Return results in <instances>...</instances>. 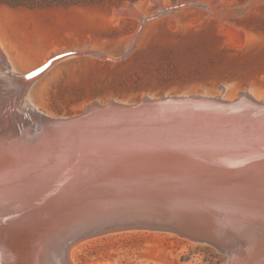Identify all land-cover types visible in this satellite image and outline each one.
<instances>
[{
	"label": "rangeland",
	"instance_id": "374dc122",
	"mask_svg": "<svg viewBox=\"0 0 264 264\" xmlns=\"http://www.w3.org/2000/svg\"><path fill=\"white\" fill-rule=\"evenodd\" d=\"M0 38L17 75L54 53L100 52L58 60L33 84V103L58 118L147 96L264 98V0H0ZM224 260L209 245L149 230L100 235L73 252L75 264Z\"/></svg>",
	"mask_w": 264,
	"mask_h": 264
},
{
	"label": "bare ground",
	"instance_id": "6f19581e",
	"mask_svg": "<svg viewBox=\"0 0 264 264\" xmlns=\"http://www.w3.org/2000/svg\"><path fill=\"white\" fill-rule=\"evenodd\" d=\"M56 63L26 80L43 64L17 75L0 38V253L11 251L7 239L27 232L31 239L13 249V262L38 264L42 232L52 220L44 207L55 208L114 170L181 175L233 198L244 220L264 221L263 97L245 90L229 99L198 93L96 101L79 115L58 118L29 95ZM256 241L264 252V235Z\"/></svg>",
	"mask_w": 264,
	"mask_h": 264
},
{
	"label": "water",
	"instance_id": "95a60500",
	"mask_svg": "<svg viewBox=\"0 0 264 264\" xmlns=\"http://www.w3.org/2000/svg\"><path fill=\"white\" fill-rule=\"evenodd\" d=\"M76 54L99 56L97 51H69L25 74L30 80L58 60ZM142 101V100H141ZM93 187L78 190L58 206L44 207L52 220L42 232L38 264H74L72 249L100 235L132 230L167 231L209 245L225 255L222 264H264V221L237 216L235 200L220 192L194 186L173 173L146 174L133 169L106 171L95 176ZM53 196V195H51ZM241 210V209H239ZM245 221V222H244ZM34 233V232H33ZM27 232L7 239L11 251L0 253L14 263L13 249L28 244Z\"/></svg>",
	"mask_w": 264,
	"mask_h": 264
},
{
	"label": "trees",
	"instance_id": "16d2710c",
	"mask_svg": "<svg viewBox=\"0 0 264 264\" xmlns=\"http://www.w3.org/2000/svg\"><path fill=\"white\" fill-rule=\"evenodd\" d=\"M205 250L208 251V252H210V251H212L213 249L207 247ZM209 264H212V262H209Z\"/></svg>",
	"mask_w": 264,
	"mask_h": 264
}]
</instances>
